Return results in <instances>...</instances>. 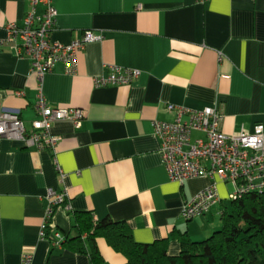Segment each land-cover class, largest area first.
I'll use <instances>...</instances> for the list:
<instances>
[{
  "label": "crops",
  "instance_id": "1",
  "mask_svg": "<svg viewBox=\"0 0 264 264\" xmlns=\"http://www.w3.org/2000/svg\"><path fill=\"white\" fill-rule=\"evenodd\" d=\"M52 41L68 44L84 31L101 38L76 55L71 75L57 63L38 80L27 58L0 46L1 106L19 112L25 126L36 118L39 93L58 108H78L80 127L51 124L55 149L26 148L0 139V264H90L88 256L52 250L41 237L48 188L65 193L68 209H55L50 228L75 235L68 211H92L96 219L125 222L138 243L170 238L176 230L201 241L220 227L219 204L185 221L182 204L210 184L207 177L169 180L152 122L170 121L171 104L200 110L215 106L221 131L264 132V0H53ZM27 0H0V24H20ZM43 8L38 6L37 14ZM0 30V39L5 38ZM108 66L137 70L129 85L98 87ZM21 91L18 97L15 92ZM221 200L228 184L217 181ZM103 264H128L103 238L96 240ZM180 243L169 239L167 254Z\"/></svg>",
  "mask_w": 264,
  "mask_h": 264
},
{
  "label": "built area",
  "instance_id": "2",
  "mask_svg": "<svg viewBox=\"0 0 264 264\" xmlns=\"http://www.w3.org/2000/svg\"><path fill=\"white\" fill-rule=\"evenodd\" d=\"M203 1V0H201ZM29 10L20 24L5 22L0 30L5 38L0 39V46L7 43L18 55L28 59L30 72L38 80L51 72L57 63L64 66L66 74L71 75L76 69V55L90 42L100 40L98 33L84 31L79 39L68 44L54 42L50 32L57 15L53 0H27ZM38 6L43 8L36 13ZM106 76L95 78L98 87L107 85H129L139 77L134 69L108 66ZM20 97L21 91L15 92ZM35 120L27 129L19 112L1 106L0 97V139L19 141L26 148L48 149L53 152L59 138L51 133V124L57 121L71 122L80 127L84 118L78 108H58L49 106L44 96L39 93L33 105ZM166 111L173 116L170 121L152 122L153 134L159 140L161 163L169 180L182 183L185 180L207 177L210 184L182 204L180 216L185 221L209 214L222 200L219 196L217 181L231 186L223 201L239 199L247 194L264 192V132L258 125L251 133L240 130L232 135L224 134L220 129L221 113L215 106L200 110L171 104ZM47 205L45 220L41 227L50 226L56 208L66 204L65 193L48 188L44 196ZM52 245L60 246L62 234L52 229ZM20 264H32L29 252L21 256Z\"/></svg>",
  "mask_w": 264,
  "mask_h": 264
},
{
  "label": "trees",
  "instance_id": "3",
  "mask_svg": "<svg viewBox=\"0 0 264 264\" xmlns=\"http://www.w3.org/2000/svg\"><path fill=\"white\" fill-rule=\"evenodd\" d=\"M219 205L220 227L201 241H191L185 232L173 230L170 238L138 243L125 222L110 217L96 219L92 211H68L75 235L62 234L59 247L52 245L49 225L44 229V238L52 250L85 254L90 264L104 263L98 238H103L128 264H264V192L221 201ZM169 239L180 243L177 256L167 254Z\"/></svg>",
  "mask_w": 264,
  "mask_h": 264
},
{
  "label": "rangeland",
  "instance_id": "4",
  "mask_svg": "<svg viewBox=\"0 0 264 264\" xmlns=\"http://www.w3.org/2000/svg\"><path fill=\"white\" fill-rule=\"evenodd\" d=\"M231 190V186L230 185H228V191H230Z\"/></svg>",
  "mask_w": 264,
  "mask_h": 264
}]
</instances>
